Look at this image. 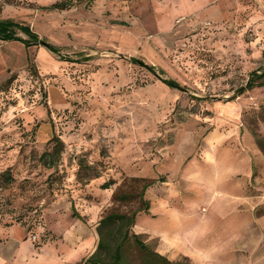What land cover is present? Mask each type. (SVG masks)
<instances>
[{"label": "rangeland", "instance_id": "obj_1", "mask_svg": "<svg viewBox=\"0 0 264 264\" xmlns=\"http://www.w3.org/2000/svg\"><path fill=\"white\" fill-rule=\"evenodd\" d=\"M5 18L62 50L0 40V264H78L61 235L96 249L111 211L170 261L264 264V0H0ZM150 182L147 211L115 197Z\"/></svg>", "mask_w": 264, "mask_h": 264}, {"label": "trees", "instance_id": "obj_2", "mask_svg": "<svg viewBox=\"0 0 264 264\" xmlns=\"http://www.w3.org/2000/svg\"><path fill=\"white\" fill-rule=\"evenodd\" d=\"M72 6L71 1L55 3V7L66 9ZM18 32H22L29 39H23ZM0 40L1 41H20L25 45L41 43L47 46L51 51L60 53L62 48L52 44H46L44 39L26 24L19 23L11 18L0 19ZM135 63H142L137 58H130ZM149 70L155 72L153 65H146ZM165 83L172 87H180V84L174 79H164ZM264 85V70L262 72L254 71L247 83L246 88ZM258 144L264 148V139H257ZM139 180V179H138ZM152 183H145L139 193H121L115 194L116 199L126 201L138 196L145 206V210H149V201L144 198L145 191ZM106 187L110 183L105 184ZM73 215L82 218L76 207L72 205ZM137 212L131 214L111 211L104 215L98 225L97 233L99 236L96 250L90 254L81 264H136L131 257V247L136 249L143 255L142 264H183L180 262L170 261L164 254L158 250L152 249L144 242L137 232L134 231L136 225Z\"/></svg>", "mask_w": 264, "mask_h": 264}, {"label": "crops", "instance_id": "obj_3", "mask_svg": "<svg viewBox=\"0 0 264 264\" xmlns=\"http://www.w3.org/2000/svg\"><path fill=\"white\" fill-rule=\"evenodd\" d=\"M98 225V224H97ZM97 227V226H96ZM178 230V229H177ZM95 232L97 233V228L95 229ZM163 234L169 235L172 232H167L166 229L163 228L162 230ZM177 233H180L177 231ZM62 234V233H61ZM98 234V233H97ZM181 234V233H180ZM63 238L65 237L67 241L71 242L73 244V256H76L79 258V263L81 264L82 261H84L90 254H92L96 249V246H90L88 245V242L86 243V238L89 236L90 238H94V234L91 232V229L89 228V233L86 230V226L79 225L75 226L73 230H70L66 232L64 235H61ZM88 237V239H89ZM98 243V240H97ZM75 245V246H74ZM24 252V250H23ZM160 253L164 254L162 251H159ZM17 254L21 256L23 253L21 251V247L18 248ZM71 259V257L69 258ZM70 261L64 262L63 264H69Z\"/></svg>", "mask_w": 264, "mask_h": 264}, {"label": "built area", "instance_id": "obj_4", "mask_svg": "<svg viewBox=\"0 0 264 264\" xmlns=\"http://www.w3.org/2000/svg\"><path fill=\"white\" fill-rule=\"evenodd\" d=\"M37 237L36 236H34V239H36Z\"/></svg>", "mask_w": 264, "mask_h": 264}]
</instances>
